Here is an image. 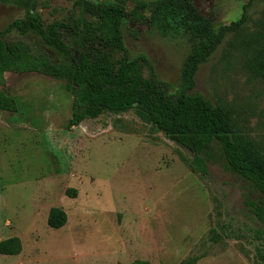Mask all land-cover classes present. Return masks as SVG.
<instances>
[{
  "label": "rangeland",
  "instance_id": "374dc122",
  "mask_svg": "<svg viewBox=\"0 0 264 264\" xmlns=\"http://www.w3.org/2000/svg\"><path fill=\"white\" fill-rule=\"evenodd\" d=\"M76 1L0 0V30L23 18L27 8L46 25L66 20L77 12ZM126 1L128 10L136 4ZM248 1L194 4L218 27L239 19ZM247 13L245 26L200 65L194 90L229 106L264 151V80L247 67L264 48V0H254ZM124 39L130 55H146L171 92L181 90L192 49L187 37L144 20L129 22ZM6 40L63 60L34 33L13 31ZM6 80L0 92L17 97L19 112L0 110V241L17 236L23 249L0 255V264H179L199 252L207 254L196 264H264V223L245 203L259 194L222 159L209 162L205 176L194 172L183 160L193 154L134 111L105 113L69 128L73 96L64 81L13 72ZM52 207L66 211L65 226L48 225ZM213 230L220 235L216 241L210 240Z\"/></svg>",
  "mask_w": 264,
  "mask_h": 264
},
{
  "label": "trees",
  "instance_id": "16d2710c",
  "mask_svg": "<svg viewBox=\"0 0 264 264\" xmlns=\"http://www.w3.org/2000/svg\"><path fill=\"white\" fill-rule=\"evenodd\" d=\"M253 1L243 5L239 19L218 27L198 11L194 0H136L131 10L126 0L114 3L78 0L77 12L49 25L39 13L27 8L23 18L0 30V86L6 87L8 72L40 73L64 81L73 96L69 128L105 113L134 111L141 120L193 154L191 160H183L194 172L207 175L208 163L217 156L228 170L248 181L259 198L247 196L245 203L264 223V151L242 131L229 106L194 90L200 65L210 59L229 33L245 26ZM144 20L161 26L165 33L185 36L192 43L182 67L178 92H171L169 83L156 76L146 55L132 57L126 47L124 30L128 23ZM13 31L36 34L63 60L56 62L46 52L34 53L24 41H7L6 36ZM75 48L79 51L76 54ZM247 67L264 80V48L248 59ZM146 68L149 76L145 75ZM0 110L19 112L17 97L5 89L0 92ZM67 192L77 194L75 189ZM67 221L65 210L50 209L51 228H61ZM213 232L210 240L216 241L220 235ZM22 249L17 236L0 241V255L15 256ZM206 254H192L179 264H196ZM130 264L152 263L137 259Z\"/></svg>",
  "mask_w": 264,
  "mask_h": 264
}]
</instances>
